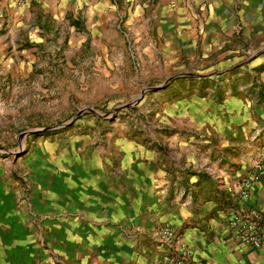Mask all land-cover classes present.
<instances>
[{
    "label": "crops",
    "instance_id": "1",
    "mask_svg": "<svg viewBox=\"0 0 264 264\" xmlns=\"http://www.w3.org/2000/svg\"><path fill=\"white\" fill-rule=\"evenodd\" d=\"M0 3L14 8L16 0ZM195 4L215 19V4ZM16 11V19L28 14ZM250 87L228 98L230 124L207 138L188 131L201 123L199 111L187 113L185 98H170L161 116L167 133L137 134L119 124L111 133L68 137L65 146L37 142L0 162V264H166L180 244L192 264H264V170L254 169L264 162V127L257 129L252 115L264 116V72ZM236 115L254 128L243 133L240 146H234ZM252 210L260 219V248L229 228L233 214ZM162 225L174 229L173 246L159 240Z\"/></svg>",
    "mask_w": 264,
    "mask_h": 264
},
{
    "label": "rangeland",
    "instance_id": "2",
    "mask_svg": "<svg viewBox=\"0 0 264 264\" xmlns=\"http://www.w3.org/2000/svg\"><path fill=\"white\" fill-rule=\"evenodd\" d=\"M208 1L217 8L212 20L195 0L0 3V162L37 142L65 146L68 137L111 133L119 124L167 133L161 116L170 98H185L187 113L199 111L201 123L188 131L205 138L226 130L228 98L264 72V0ZM20 8L28 13L22 20ZM252 115L263 129L264 116ZM241 116L234 146L254 130Z\"/></svg>",
    "mask_w": 264,
    "mask_h": 264
},
{
    "label": "built area",
    "instance_id": "3",
    "mask_svg": "<svg viewBox=\"0 0 264 264\" xmlns=\"http://www.w3.org/2000/svg\"><path fill=\"white\" fill-rule=\"evenodd\" d=\"M257 172L264 170V165L256 167ZM250 181L244 180L241 186V196L243 199L248 198ZM229 228L236 238L245 244H250L254 248H260L263 241L259 215L252 210L247 213L233 214L229 220ZM158 238L167 246H173L177 242V235L174 229L169 225H162L158 230ZM166 264H192L190 251L184 245L180 244L167 257Z\"/></svg>",
    "mask_w": 264,
    "mask_h": 264
}]
</instances>
